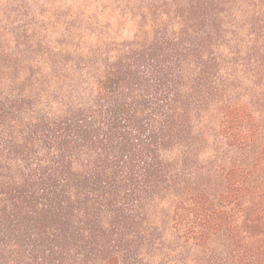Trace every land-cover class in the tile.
<instances>
[{
  "label": "trees",
  "instance_id": "obj_1",
  "mask_svg": "<svg viewBox=\"0 0 264 264\" xmlns=\"http://www.w3.org/2000/svg\"><path fill=\"white\" fill-rule=\"evenodd\" d=\"M260 91L264 0H0V264H264Z\"/></svg>",
  "mask_w": 264,
  "mask_h": 264
},
{
  "label": "rangeland",
  "instance_id": "obj_2",
  "mask_svg": "<svg viewBox=\"0 0 264 264\" xmlns=\"http://www.w3.org/2000/svg\"><path fill=\"white\" fill-rule=\"evenodd\" d=\"M256 98V104H257V108H258V120L261 124V135H262V140L260 141V144H263L264 143V91H260V94H256L255 95ZM179 245L177 246V249L175 250L176 251V255L175 256H172L170 255L169 253H165V251H163L161 249V247H159V249L157 250H152L151 252H148L147 254L151 255L152 257L151 258H148V261L145 263V264H168L165 262V259H163L162 257H165L168 255V257H170V259L173 261V263L171 264H177L175 263V261H180L181 259V253H189L188 251V247H186L185 245H182V242L178 243ZM160 245V243H159ZM163 246L166 247V246H174V241L171 242V243H167V242H164L163 243ZM164 255V256H163Z\"/></svg>",
  "mask_w": 264,
  "mask_h": 264
}]
</instances>
